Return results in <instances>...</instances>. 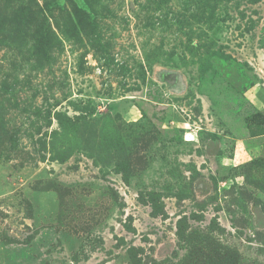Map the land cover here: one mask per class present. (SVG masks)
I'll list each match as a JSON object with an SVG mask.
<instances>
[{"label":"rangeland","instance_id":"rangeland-1","mask_svg":"<svg viewBox=\"0 0 264 264\" xmlns=\"http://www.w3.org/2000/svg\"><path fill=\"white\" fill-rule=\"evenodd\" d=\"M0 264H264V0H0Z\"/></svg>","mask_w":264,"mask_h":264}]
</instances>
